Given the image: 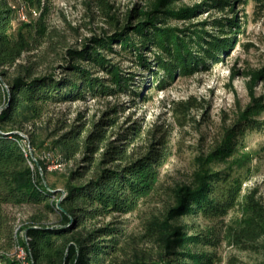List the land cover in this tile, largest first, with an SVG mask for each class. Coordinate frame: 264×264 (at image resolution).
<instances>
[{
    "label": "trees",
    "instance_id": "1",
    "mask_svg": "<svg viewBox=\"0 0 264 264\" xmlns=\"http://www.w3.org/2000/svg\"><path fill=\"white\" fill-rule=\"evenodd\" d=\"M182 1L138 0L120 17L110 0H96L109 29L82 46H64L58 73L51 56L60 54V42L47 21L49 0H22L29 21L18 19V1L0 0V264H216L223 260L217 249L228 238L244 250L264 253V204L243 194V179L234 173L241 162L234 157L238 139L247 129H264V120L251 116L264 108L257 99L207 155L195 157L190 179L172 188L171 199L161 214L149 218L141 236L129 233L121 220L105 221L137 211L156 189L172 154L167 133H153L139 121L115 134L120 113L127 105L151 100L176 76H191L222 61L244 31L236 4L264 5V0L179 5ZM204 12L209 19L193 22ZM174 21L187 23L179 27ZM116 58L147 71L146 78L137 80ZM263 75L254 74V83ZM123 93L130 103L115 104L99 120L80 114L71 121L57 109L68 101H109ZM151 134L156 140L134 148ZM43 149L59 162L81 155L63 175L65 192L46 182L44 174L57 170H48ZM228 160V167H214ZM9 206H34L40 212L17 231ZM238 207L247 214L240 227L225 222ZM50 214L56 224L44 220ZM199 216L212 224L202 228L185 221ZM229 264L243 263L231 258Z\"/></svg>",
    "mask_w": 264,
    "mask_h": 264
},
{
    "label": "rangeland",
    "instance_id": "2",
    "mask_svg": "<svg viewBox=\"0 0 264 264\" xmlns=\"http://www.w3.org/2000/svg\"><path fill=\"white\" fill-rule=\"evenodd\" d=\"M110 1L120 17H124L138 0ZM201 1L184 0L179 5H194ZM18 4L17 10L24 3L19 0ZM49 6L47 21L56 38L55 42H60V54L55 53L51 58L53 66L60 73L59 66L64 62V46H82L93 34L108 30L109 25L103 12L97 7L96 0H49ZM235 10L244 31L238 35L239 43L223 54L222 61L211 64L209 69L197 71L191 76H176L166 89L153 93L151 100L127 105L120 113L114 129L115 134L123 132L132 121H139L142 128L151 129L153 133L165 131L172 154L161 168V177L156 189L142 201L138 210L123 216L115 214L107 217L105 221L121 220L127 225L129 233L141 236L149 218L154 214H161L166 202L171 199L172 188L190 179L196 164L195 157L207 155L214 145L223 139L227 129L234 122L249 109L253 110L255 99L264 104V75L257 83L253 80L254 74L264 73V5L249 1L236 4ZM210 15L209 12H204L194 18L193 22L205 21ZM213 15L221 16L223 13L213 12ZM19 20L14 22L15 30L20 25ZM186 23L174 21L173 25L183 27ZM208 28L212 30L210 26ZM116 61L122 63L124 71L133 72L137 80L146 78L148 72L141 71L128 59L116 58ZM109 101H68L60 104L57 109L63 110L71 121L80 114L91 120H99L104 112L115 104H129L130 97L123 93L119 97L110 98ZM251 116L264 120V108ZM24 135L27 137V134ZM151 138L156 140L154 134H151L149 138L137 140L134 148L142 150L145 142ZM238 142L240 145L234 157L239 158L241 162L240 166L234 165V173L243 179V194L253 195L264 204V129H247ZM150 144L152 142H148V145ZM29 148L31 157H34L32 147ZM50 153L55 155L51 150ZM41 158L49 160L48 170H57V174H44L46 182L56 183L57 190L65 192L63 175L69 168L80 163L81 155L68 162H59L55 156L49 155L48 149H43ZM231 162L232 160L215 163L214 167L226 168ZM37 211L40 212V209L34 206L7 207L17 231H22V226L33 222L32 216ZM246 216L244 210L238 207L226 216L225 222L240 227L244 224ZM44 220L48 224L57 223V217L53 214ZM185 221H196L202 228L212 224L201 216L190 217ZM18 250L19 255L24 258L23 249ZM217 252L223 260L216 264H229L231 258L240 260L243 264L264 262V253L244 250L234 243L232 238L223 239Z\"/></svg>",
    "mask_w": 264,
    "mask_h": 264
},
{
    "label": "bare ground",
    "instance_id": "3",
    "mask_svg": "<svg viewBox=\"0 0 264 264\" xmlns=\"http://www.w3.org/2000/svg\"><path fill=\"white\" fill-rule=\"evenodd\" d=\"M17 1H19V0H17ZM19 5V4H18ZM26 5V4H25ZM24 4H21L20 6H19V9H18V11H20V14H23V17L25 18V19H20V20H23V21H28V19H29V15H28V13H27V11H26V6H25ZM38 15V12H34V17L35 16H37ZM30 146V145H29ZM33 152V151H32ZM27 154H28V152H27Z\"/></svg>",
    "mask_w": 264,
    "mask_h": 264
},
{
    "label": "built area",
    "instance_id": "4",
    "mask_svg": "<svg viewBox=\"0 0 264 264\" xmlns=\"http://www.w3.org/2000/svg\"><path fill=\"white\" fill-rule=\"evenodd\" d=\"M17 1V0H16ZM17 14H18V19H25L24 17H23V14H20V11H17ZM23 252H24V250H23Z\"/></svg>",
    "mask_w": 264,
    "mask_h": 264
}]
</instances>
